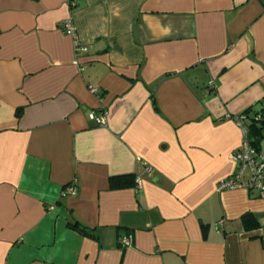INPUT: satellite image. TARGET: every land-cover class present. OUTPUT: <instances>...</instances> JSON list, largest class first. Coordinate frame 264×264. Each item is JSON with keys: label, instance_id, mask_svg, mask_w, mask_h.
<instances>
[{"label": "crops", "instance_id": "obj_1", "mask_svg": "<svg viewBox=\"0 0 264 264\" xmlns=\"http://www.w3.org/2000/svg\"><path fill=\"white\" fill-rule=\"evenodd\" d=\"M260 100L264 0H0V264H264V198L217 189Z\"/></svg>", "mask_w": 264, "mask_h": 264}, {"label": "built area", "instance_id": "obj_2", "mask_svg": "<svg viewBox=\"0 0 264 264\" xmlns=\"http://www.w3.org/2000/svg\"><path fill=\"white\" fill-rule=\"evenodd\" d=\"M70 8H74L77 5V0H67ZM63 27L74 33V27L71 22V19L68 18L63 22ZM78 51L85 50L86 47L76 44ZM211 86H215L214 82L210 83ZM92 90H95L92 88ZM92 117L97 123H105V114L104 112H99L97 114H92ZM244 116L240 115L234 116L236 121L242 126L244 130L243 140L238 149L234 154L235 160L237 162V169L231 173L229 176L221 179L217 185V189L225 190L232 189L236 187H245L248 190L256 191L257 195L264 198V158L260 156L258 150L250 146L246 139L245 134L246 130L242 124V118ZM248 168L250 176L248 179L243 180V174L245 169ZM136 185L138 188L141 186L140 178L136 177ZM76 187L72 184H67L62 189V195L65 194H75ZM133 236L131 233L118 237V243L122 246H129L132 243Z\"/></svg>", "mask_w": 264, "mask_h": 264}, {"label": "trees", "instance_id": "obj_3", "mask_svg": "<svg viewBox=\"0 0 264 264\" xmlns=\"http://www.w3.org/2000/svg\"><path fill=\"white\" fill-rule=\"evenodd\" d=\"M262 102L264 101L260 100L258 103L248 106L241 113L244 116L242 118V124L246 130L245 139L247 143L256 150H258L260 140L264 138V103ZM261 103L262 106H258V104L260 105ZM135 180L136 177L133 174L112 175L109 177V185L111 188L135 186ZM242 219L246 228L259 224L254 214L250 212L245 213ZM70 225L77 227L83 233L92 235L89 228L78 222L70 223Z\"/></svg>", "mask_w": 264, "mask_h": 264}]
</instances>
